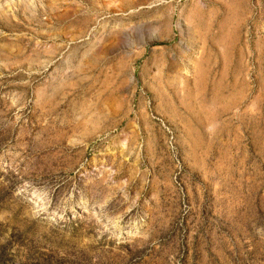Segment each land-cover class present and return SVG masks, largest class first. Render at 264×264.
I'll return each instance as SVG.
<instances>
[{"label": "rangeland", "instance_id": "1", "mask_svg": "<svg viewBox=\"0 0 264 264\" xmlns=\"http://www.w3.org/2000/svg\"><path fill=\"white\" fill-rule=\"evenodd\" d=\"M0 264H264V0H0Z\"/></svg>", "mask_w": 264, "mask_h": 264}, {"label": "bare ground", "instance_id": "2", "mask_svg": "<svg viewBox=\"0 0 264 264\" xmlns=\"http://www.w3.org/2000/svg\"><path fill=\"white\" fill-rule=\"evenodd\" d=\"M239 3V2H238ZM242 6V5H241Z\"/></svg>", "mask_w": 264, "mask_h": 264}]
</instances>
